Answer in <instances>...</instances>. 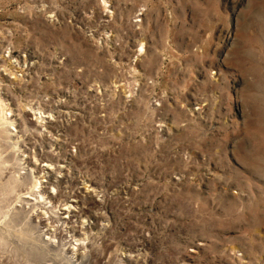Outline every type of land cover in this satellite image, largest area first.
<instances>
[{"label": "rangeland", "instance_id": "obj_1", "mask_svg": "<svg viewBox=\"0 0 264 264\" xmlns=\"http://www.w3.org/2000/svg\"><path fill=\"white\" fill-rule=\"evenodd\" d=\"M0 264H264V0H0Z\"/></svg>", "mask_w": 264, "mask_h": 264}, {"label": "bare ground", "instance_id": "obj_2", "mask_svg": "<svg viewBox=\"0 0 264 264\" xmlns=\"http://www.w3.org/2000/svg\"><path fill=\"white\" fill-rule=\"evenodd\" d=\"M23 201H22V204H27L28 206L30 205V207H35L37 204H40V203H36V201H34V202H32V203H30L31 201L30 200H28V199H22ZM35 205V206H34Z\"/></svg>", "mask_w": 264, "mask_h": 264}]
</instances>
